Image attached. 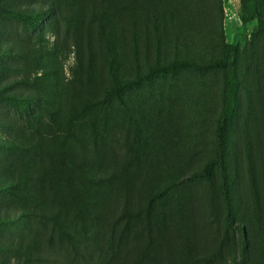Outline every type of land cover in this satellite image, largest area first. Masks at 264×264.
<instances>
[{"label":"rangeland","instance_id":"obj_1","mask_svg":"<svg viewBox=\"0 0 264 264\" xmlns=\"http://www.w3.org/2000/svg\"><path fill=\"white\" fill-rule=\"evenodd\" d=\"M252 4L243 23L241 0H0V264H264V0ZM226 43L245 251L219 172L190 177L214 153Z\"/></svg>","mask_w":264,"mask_h":264},{"label":"trees","instance_id":"obj_2","mask_svg":"<svg viewBox=\"0 0 264 264\" xmlns=\"http://www.w3.org/2000/svg\"><path fill=\"white\" fill-rule=\"evenodd\" d=\"M242 21L248 23L260 14L257 8L252 4V0H241ZM19 17L24 16V12H16ZM238 46L233 43H226L223 48L221 58L213 62L214 66L221 68L224 72L223 104L218 117L215 129L214 153L213 156L199 169L191 173L192 179L211 178L215 171L220 174V192L225 206L224 224L225 230H239L243 234V250L248 247L246 228L235 220L233 198L231 191V176L227 164V146L229 128L233 122L234 111L237 101V75L236 58ZM19 142H17L18 144ZM13 149L18 145L12 144ZM237 263V256H234L233 264Z\"/></svg>","mask_w":264,"mask_h":264}]
</instances>
